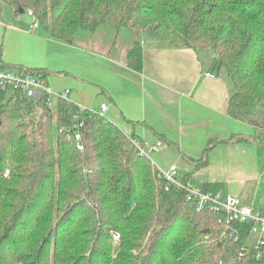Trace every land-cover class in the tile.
I'll return each instance as SVG.
<instances>
[{"label":"trees","instance_id":"16d2710c","mask_svg":"<svg viewBox=\"0 0 264 264\" xmlns=\"http://www.w3.org/2000/svg\"><path fill=\"white\" fill-rule=\"evenodd\" d=\"M2 5L14 15L32 11L61 43L109 26L168 48L210 51L233 85L229 117L257 135L264 132V0H0ZM141 40L127 56L136 71L143 64ZM29 71L48 81V72ZM130 139L99 112L70 101L48 107L22 91L1 98L0 264H264V255L238 257L250 224L236 223L229 231L223 213L198 211L188 192L169 183ZM186 160L195 169L207 163ZM217 188L206 186L210 193ZM113 232L121 237L117 246Z\"/></svg>","mask_w":264,"mask_h":264},{"label":"crops","instance_id":"0c3cea01","mask_svg":"<svg viewBox=\"0 0 264 264\" xmlns=\"http://www.w3.org/2000/svg\"><path fill=\"white\" fill-rule=\"evenodd\" d=\"M38 29L20 32L21 41L37 43L38 51L22 50L11 63L0 55V63L48 72L51 89L69 91V101L79 108L108 105L105 118L127 136L153 146L161 142L150 156L159 169L175 165L180 179L191 175L196 190L218 184L223 197H236L264 213V132L257 135L227 114L234 89L226 73H219L213 53L168 48L109 26L95 34L79 31L71 43L56 41L46 31L45 37L38 35ZM139 40L143 64L136 71L128 67L127 56ZM241 136L249 141L238 142ZM210 142L216 143L204 155ZM187 158L207 163L195 169Z\"/></svg>","mask_w":264,"mask_h":264},{"label":"built area","instance_id":"2783aa9c","mask_svg":"<svg viewBox=\"0 0 264 264\" xmlns=\"http://www.w3.org/2000/svg\"><path fill=\"white\" fill-rule=\"evenodd\" d=\"M27 15L34 19L33 29H38L39 25L35 19L32 11H28ZM17 91H22L26 97L32 101L39 102L42 99L46 101L48 107H53L57 100L69 101V91L56 92L51 89L47 81L29 70H14L5 68L0 63V99L4 101L8 97H14ZM81 110H86L82 109ZM108 110V105L102 104L99 109H93V112H99L104 116ZM81 126V125H80ZM74 128H77L76 125ZM76 140L81 141L80 133L76 134ZM131 138V142L141 155L150 157L155 151L156 147L161 146V142L155 146H149L146 143H142L139 140ZM80 150L83 149L82 145H79ZM164 178L171 184H175L180 188L185 189L188 192V201L196 206L198 211L204 210L209 207L216 213H223L225 219L223 223L229 231L234 229L233 224H250V233L246 244L241 248L238 257L240 260L246 258H260L264 255V213L255 210L251 206L244 205L240 199L233 196L223 197L221 193H210L207 191H198L194 188L192 182L189 180L184 183L178 175L177 166L173 165L168 170L160 169ZM9 171L5 172V177H8ZM112 237L115 243L120 241V235L116 232L112 233Z\"/></svg>","mask_w":264,"mask_h":264},{"label":"rangeland","instance_id":"374dc122","mask_svg":"<svg viewBox=\"0 0 264 264\" xmlns=\"http://www.w3.org/2000/svg\"><path fill=\"white\" fill-rule=\"evenodd\" d=\"M0 18L4 23L3 26H0V55H2V59L5 63H11L14 57L18 58L19 53L22 50L38 51L37 43H31L28 40L24 44V42L21 41L22 35L20 32L33 33V22H34L33 18L29 17L27 13L14 15L12 10L6 5H2L0 8ZM46 22L50 25V21H46ZM37 23L39 24L38 21ZM36 33L44 37L46 35V32L44 31V29L40 24H39V29L37 30ZM145 143L148 144L149 146H153L148 142ZM152 157H154V154L152 155ZM159 165L160 167L161 166L164 167L162 163H159ZM118 243H115L113 240L114 246H117Z\"/></svg>","mask_w":264,"mask_h":264},{"label":"water","instance_id":"95a60500","mask_svg":"<svg viewBox=\"0 0 264 264\" xmlns=\"http://www.w3.org/2000/svg\"><path fill=\"white\" fill-rule=\"evenodd\" d=\"M21 14H24V11L23 10H21V12H20Z\"/></svg>","mask_w":264,"mask_h":264}]
</instances>
